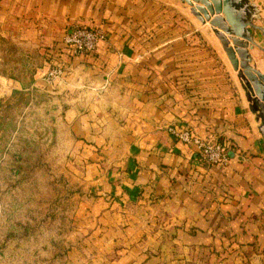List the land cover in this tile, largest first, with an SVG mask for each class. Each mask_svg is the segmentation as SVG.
Segmentation results:
<instances>
[{
  "label": "crops",
  "instance_id": "0c3cea01",
  "mask_svg": "<svg viewBox=\"0 0 264 264\" xmlns=\"http://www.w3.org/2000/svg\"><path fill=\"white\" fill-rule=\"evenodd\" d=\"M189 13L173 0H0V40L40 48L44 63L35 84L1 74L0 99L77 88L74 168L108 227L93 236L97 264H264L261 123L211 26ZM76 22L107 41L73 54ZM51 66L61 74L49 84ZM168 126L225 144L228 163L202 164Z\"/></svg>",
  "mask_w": 264,
  "mask_h": 264
},
{
  "label": "rangeland",
  "instance_id": "374dc122",
  "mask_svg": "<svg viewBox=\"0 0 264 264\" xmlns=\"http://www.w3.org/2000/svg\"><path fill=\"white\" fill-rule=\"evenodd\" d=\"M254 1L262 17L258 24L264 26V0ZM187 16L195 18L192 13ZM76 25L84 26L76 22L68 29ZM256 38L264 45L261 32ZM254 54L264 69L263 54ZM40 56V48L27 50L1 39L0 75L35 84L32 72L44 65ZM227 63L233 70L228 59ZM45 80L56 81L48 75ZM75 90L73 84L60 90L18 91L0 99V264H97L93 236L108 227L93 220L97 196L74 168L76 137L67 114L78 102ZM91 92L86 87L83 98H90Z\"/></svg>",
  "mask_w": 264,
  "mask_h": 264
},
{
  "label": "water",
  "instance_id": "95a60500",
  "mask_svg": "<svg viewBox=\"0 0 264 264\" xmlns=\"http://www.w3.org/2000/svg\"><path fill=\"white\" fill-rule=\"evenodd\" d=\"M190 6L192 15L212 32L225 53L233 71L237 73L250 110L261 122L264 139V69L255 57L263 54L264 45L256 38L257 31L264 37V26L258 4L254 0H173Z\"/></svg>",
  "mask_w": 264,
  "mask_h": 264
},
{
  "label": "built area",
  "instance_id": "2783aa9c",
  "mask_svg": "<svg viewBox=\"0 0 264 264\" xmlns=\"http://www.w3.org/2000/svg\"><path fill=\"white\" fill-rule=\"evenodd\" d=\"M107 34L100 29L76 25L64 36V44L70 48L73 54H89L96 50L98 44L106 42ZM60 70H52L48 75V80L57 79ZM170 134L177 142L192 146L202 164L206 166H222L229 161V148L225 144L214 143L194 135L190 130L181 129L177 126H168Z\"/></svg>",
  "mask_w": 264,
  "mask_h": 264
},
{
  "label": "trees",
  "instance_id": "16d2710c",
  "mask_svg": "<svg viewBox=\"0 0 264 264\" xmlns=\"http://www.w3.org/2000/svg\"><path fill=\"white\" fill-rule=\"evenodd\" d=\"M23 92H26V91H21V93H23ZM20 92H14L13 94H19Z\"/></svg>",
  "mask_w": 264,
  "mask_h": 264
},
{
  "label": "bare ground",
  "instance_id": "6f19581e",
  "mask_svg": "<svg viewBox=\"0 0 264 264\" xmlns=\"http://www.w3.org/2000/svg\"><path fill=\"white\" fill-rule=\"evenodd\" d=\"M264 25V23H262ZM264 65V64H263Z\"/></svg>",
  "mask_w": 264,
  "mask_h": 264
}]
</instances>
